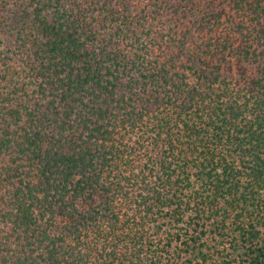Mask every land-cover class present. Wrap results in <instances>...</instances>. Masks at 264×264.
<instances>
[{
  "label": "trees",
  "instance_id": "obj_1",
  "mask_svg": "<svg viewBox=\"0 0 264 264\" xmlns=\"http://www.w3.org/2000/svg\"><path fill=\"white\" fill-rule=\"evenodd\" d=\"M0 264H264V0H0Z\"/></svg>",
  "mask_w": 264,
  "mask_h": 264
}]
</instances>
